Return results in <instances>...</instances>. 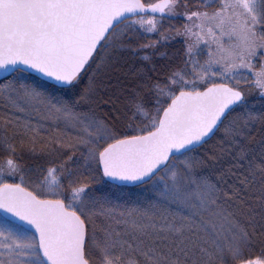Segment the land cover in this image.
Instances as JSON below:
<instances>
[{"label": "snow or ice", "instance_id": "obj_1", "mask_svg": "<svg viewBox=\"0 0 264 264\" xmlns=\"http://www.w3.org/2000/svg\"><path fill=\"white\" fill-rule=\"evenodd\" d=\"M0 77V264H264V0H0Z\"/></svg>", "mask_w": 264, "mask_h": 264}, {"label": "trees", "instance_id": "obj_2", "mask_svg": "<svg viewBox=\"0 0 264 264\" xmlns=\"http://www.w3.org/2000/svg\"><path fill=\"white\" fill-rule=\"evenodd\" d=\"M183 20H165L163 24L162 31L164 29H169L172 25H179L184 23ZM159 35L158 34H150L146 37L141 38V43H146L148 40H158ZM160 53H165V55L161 56ZM148 55L153 57L152 63L156 66L158 70H167V66L172 65L174 63L181 62L183 58V40L180 37H175L173 39H170L167 42H162L158 50L155 51V53L152 50H149L147 52ZM125 55H128L127 53ZM141 56L145 55L144 52L140 53ZM203 59V56L201 57ZM91 73H89L90 75ZM83 84H87V77L85 78ZM83 86V85H82ZM112 89L109 88L108 91H102L100 93V96L104 99H108L109 95L111 94ZM258 97L252 101V103L255 105L257 109L260 108V104L257 102ZM88 105H82L80 110L86 111ZM92 107H95L96 111L100 115H104L109 111V106L103 104L99 99L97 101V105H93ZM262 132L264 130H261L259 125L256 126V129L253 132V135L256 137V141H259L262 135ZM223 136L219 135L217 136L213 141L210 142L209 146L206 147H212L214 145H217V141L222 140ZM218 150V146L217 149ZM26 160L29 164L33 163V158L26 157ZM234 161L231 160L230 157L225 156L222 160L219 161V167L221 169L229 167ZM98 188H101L102 186H97ZM141 189H149L144 195H142L141 200L151 199L154 198V193L151 191L150 185H145L143 187L133 188V192L141 191ZM141 197V196H140Z\"/></svg>", "mask_w": 264, "mask_h": 264}, {"label": "rangeland", "instance_id": "obj_3", "mask_svg": "<svg viewBox=\"0 0 264 264\" xmlns=\"http://www.w3.org/2000/svg\"><path fill=\"white\" fill-rule=\"evenodd\" d=\"M148 190L149 189H141V191L133 192L132 199L136 200L137 198H139L141 200L142 199V195H144Z\"/></svg>", "mask_w": 264, "mask_h": 264}, {"label": "water", "instance_id": "obj_4", "mask_svg": "<svg viewBox=\"0 0 264 264\" xmlns=\"http://www.w3.org/2000/svg\"><path fill=\"white\" fill-rule=\"evenodd\" d=\"M3 80H4L3 77H0V82L3 81Z\"/></svg>", "mask_w": 264, "mask_h": 264}]
</instances>
